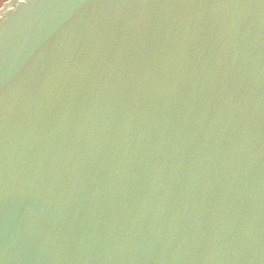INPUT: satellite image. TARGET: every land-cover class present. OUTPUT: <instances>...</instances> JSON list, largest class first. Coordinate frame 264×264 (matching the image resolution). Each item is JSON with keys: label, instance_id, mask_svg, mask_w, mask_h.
Instances as JSON below:
<instances>
[{"label": "water", "instance_id": "1", "mask_svg": "<svg viewBox=\"0 0 264 264\" xmlns=\"http://www.w3.org/2000/svg\"><path fill=\"white\" fill-rule=\"evenodd\" d=\"M0 264H264V0H7Z\"/></svg>", "mask_w": 264, "mask_h": 264}, {"label": "flooded vegetation", "instance_id": "2", "mask_svg": "<svg viewBox=\"0 0 264 264\" xmlns=\"http://www.w3.org/2000/svg\"><path fill=\"white\" fill-rule=\"evenodd\" d=\"M4 0H0V5H1V3L3 2Z\"/></svg>", "mask_w": 264, "mask_h": 264}]
</instances>
